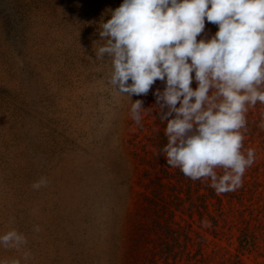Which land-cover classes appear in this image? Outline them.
Masks as SVG:
<instances>
[{
	"label": "rangeland",
	"instance_id": "rangeland-1",
	"mask_svg": "<svg viewBox=\"0 0 264 264\" xmlns=\"http://www.w3.org/2000/svg\"><path fill=\"white\" fill-rule=\"evenodd\" d=\"M122 2L0 0V234L22 232L30 252L25 259L24 250L0 247V264H142L163 240L174 254L169 260L186 264L187 236L197 245L198 235L207 240L197 264H264L262 114L249 106L244 151L251 147L255 162L236 196L215 191L228 225L220 221L224 233L214 236L210 219L203 222L185 195L187 181L203 191L204 180H190L162 152L166 122L153 93L164 83L131 97L145 108L137 125L127 96L107 83L110 65L95 59L93 49L104 43L98 24ZM217 30L206 21L202 35ZM41 177L46 185L34 189ZM171 184L180 199L168 197ZM158 215L173 216L167 234Z\"/></svg>",
	"mask_w": 264,
	"mask_h": 264
},
{
	"label": "clouds",
	"instance_id": "clouds-1",
	"mask_svg": "<svg viewBox=\"0 0 264 264\" xmlns=\"http://www.w3.org/2000/svg\"><path fill=\"white\" fill-rule=\"evenodd\" d=\"M108 15L98 24L104 43L93 51L110 65L107 83L127 96L132 119L139 125L145 108L131 97L163 82L153 95L166 122L167 164L234 191L255 162L253 149L242 151V130L249 106L264 104V0H123ZM206 21L218 29L210 37L202 35ZM46 183L41 177L32 187ZM27 244L15 228L0 234V247L24 250L25 259Z\"/></svg>",
	"mask_w": 264,
	"mask_h": 264
},
{
	"label": "trees",
	"instance_id": "trees-1",
	"mask_svg": "<svg viewBox=\"0 0 264 264\" xmlns=\"http://www.w3.org/2000/svg\"><path fill=\"white\" fill-rule=\"evenodd\" d=\"M253 107L256 108L257 111H259L262 114V116H261L262 119L259 120V122H261V120L264 119V104L257 102V104ZM252 126L253 125L249 124V121H247L246 130H242L244 135L247 134L248 128L250 131V129H251L250 127H252ZM258 128H260V125L259 124L255 125L254 129H258ZM253 133L251 134V136H253ZM164 139H165V137H164ZM246 144H247V140L244 139L243 148H242L243 152H245L244 149L247 147ZM249 148H251V147H249ZM164 172L169 173V171H167V170H165ZM168 183H170V181ZM186 185H187L186 193H185L186 200H188L190 203L194 204L195 207H198V211L200 213V219H202L203 222H205V220H207V219H210L211 226H212V232H213L214 236L217 235L218 233H224V231L219 230L218 227L220 226L219 225L220 221H223L224 222L223 227H226L228 225V219L223 218V212H222L221 207H220V205L222 204V198L217 193H215L216 190L210 186V181L204 180L203 185H202L204 188L203 191L198 184H195V188H194V184L187 181L185 186ZM164 186H165V184L163 182L160 183V187H164ZM160 187H158V188H160ZM168 189L170 191V193L168 194V197H170L172 199H180L181 191H177V188L172 186V184L170 185V187ZM244 193H245V188H242L240 194H244ZM227 196L230 198L229 200L232 201L233 197L236 196L235 190L234 191H228ZM163 197L164 196L162 195L158 199H163ZM213 199H215V201H214V203H211V201ZM194 202H196V203H194ZM210 204L211 205L216 204V206H219L217 208L219 210L218 213L212 215L209 212V206L208 205H210ZM162 208L164 209V211L168 210L167 202L164 201V207H162ZM169 213H170V211H169ZM172 217L173 216L167 217V216H163V215H158V217H157L158 219L155 220L158 225H162L163 227H166V229H167V231H165L166 234L168 232H170V226H171V223L173 220V219H171ZM242 221H243V219H242ZM245 231L246 232L249 231V225H245V227L243 228V232H241V238L243 235H246ZM187 238L189 240H191L192 242L190 244L189 240H188V251H187V258H186V260L188 262L186 264H197V262L201 263L202 258H204L203 246L205 244L204 242L207 240L206 237L203 238L200 235H198L199 244H197V245H195L196 242H194V240L191 239V237L187 236ZM194 245L197 246V249L193 253L192 250L189 249V247L194 246ZM157 246H159L160 249H157ZM167 250H168L167 240H163V241L159 242L158 245L154 244V248L150 249L152 256L146 260L147 262L144 261V263H142V264H172L173 262L170 261L169 259H170V255L172 254L173 251L170 253V251H167ZM212 253L215 254V250L212 251ZM157 255H158V257H157ZM163 256H165V257H163ZM171 258L172 259L174 258V254H172ZM235 263L236 262H233V264H235ZM173 264H175V263H173Z\"/></svg>",
	"mask_w": 264,
	"mask_h": 264
}]
</instances>
